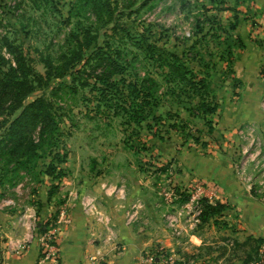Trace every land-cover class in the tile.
<instances>
[{
	"label": "rangeland",
	"instance_id": "rangeland-1",
	"mask_svg": "<svg viewBox=\"0 0 264 264\" xmlns=\"http://www.w3.org/2000/svg\"><path fill=\"white\" fill-rule=\"evenodd\" d=\"M109 1L116 11L115 21L106 24V18L96 19L92 8L85 6L80 0H0V54L6 58L5 63L12 60V55L4 46L8 39L22 46L36 70L43 73L42 53L59 57L61 51L66 49L73 39L71 31H81L93 25L101 29L100 45L106 47L108 43L112 48L106 49L112 55H117L116 51L121 49L122 56L134 61L141 73L146 68L142 56L135 58V55L142 54V51L136 48L134 41L143 33V39H147L148 43H156L180 54L186 53V57L191 59V65L198 69L195 59L198 54L195 53L205 54L214 49L220 50V47H214L215 37L212 36L215 32L221 33L218 23L226 25L234 22L233 16L237 15V11L241 12L237 17L254 18V12L250 10L253 0H242V3L240 0ZM226 7H234V10H223ZM200 26L203 27L202 30H199ZM93 35L96 36V33ZM201 38V43L191 49L196 40ZM214 59L218 61L219 56L216 55ZM0 63L3 64L4 61L0 60ZM82 68L83 61L72 71L76 72ZM228 69L230 66L220 63L217 70L219 76L213 82V89L230 87V76L222 74ZM231 70L233 71V65ZM73 77L69 74L65 79L70 84L77 83L76 80L73 81ZM57 81L55 80V83ZM226 92L225 98L229 96ZM41 94L50 97V88L44 93L38 90L35 95ZM34 97L30 96L29 100ZM166 99L171 98L167 96ZM54 100L58 113L61 114L62 133L59 136V148L67 157L63 163L67 175L58 184V180L46 177L37 169L28 172L20 170L19 177L15 178L18 184L11 186L8 177H4L2 173L6 166L3 167V162L0 161V244L5 228L2 217L5 210L16 207L25 211L34 208L38 215L37 220L40 221L39 229L41 227L42 230L53 222L59 212L58 206L64 202L66 193L69 192L61 189L63 179L69 177L75 180L76 186L81 189L85 183L99 176L96 172H101L102 178L107 182L116 179L117 183L140 186L149 181L154 187L148 194L150 201L164 197V193L170 191L171 186L175 187L176 194L180 191V200L188 199L189 194L183 192L187 185L174 180V177L178 176L179 168L176 148L172 150L170 145L175 147L173 144H176L177 147L182 140L187 147H206L202 142L210 138L207 127L202 122L198 126L190 125L191 133L198 136L202 142H194L192 139L184 141L174 131L170 132L168 140H160L153 132H147L132 150L127 137H132L133 127L124 125L119 117L103 107L98 108L88 89L79 88L78 93H72L65 88L58 92ZM167 103L171 105L170 101ZM161 129L160 133L167 135L166 128ZM213 135L218 140L219 137ZM133 139L137 140L135 134ZM49 161L51 156L44 155V158H40L38 166L43 167ZM134 172H137L138 176H135ZM53 183L58 184V188L52 195L50 190ZM207 194L209 199L210 193ZM47 207L51 210H47Z\"/></svg>",
	"mask_w": 264,
	"mask_h": 264
},
{
	"label": "crops",
	"instance_id": "crops-1",
	"mask_svg": "<svg viewBox=\"0 0 264 264\" xmlns=\"http://www.w3.org/2000/svg\"><path fill=\"white\" fill-rule=\"evenodd\" d=\"M250 6L254 18L238 17L235 29L244 47L237 50L232 64L230 79L237 86L228 88L229 96L215 122L218 140L214 136L206 147L198 148L187 147L182 140L177 147L170 145V149L176 148L179 168L174 180L186 187L198 180L217 183L222 192L213 195L208 191L213 198L207 200L227 207L220 215L198 223L193 221L187 200L171 202V207L182 209V235L176 236L163 218L170 208L164 197L148 200L154 189L149 181L140 186L117 183L116 179L107 182L96 172L99 176L79 189L75 180L65 178L61 189L69 192L56 217L61 239L59 264H82L96 251L106 255V264H148L145 254L158 247L177 264H247L253 260L264 242V201L249 193L235 172L244 147L249 146L244 140L248 128L254 127L256 138L264 142V0H253ZM87 198L95 210H86ZM135 199L143 203V210L136 222L126 224V209ZM37 216L34 208L24 211L15 207L2 213L5 228L0 264H51L39 263L42 231ZM231 241L234 247H230Z\"/></svg>",
	"mask_w": 264,
	"mask_h": 264
},
{
	"label": "trees",
	"instance_id": "trees-1",
	"mask_svg": "<svg viewBox=\"0 0 264 264\" xmlns=\"http://www.w3.org/2000/svg\"><path fill=\"white\" fill-rule=\"evenodd\" d=\"M80 1L92 8L96 19L106 18V24L115 21L116 11L109 0ZM239 2L242 3V0ZM231 9L234 10V7L223 10ZM233 17L234 22L226 25L218 23L220 34H212L215 37L214 47H220L219 51L214 49L205 54L195 53L198 54L195 58L198 69L191 65V59L186 57V53L180 54L156 43H148L147 39H143V33L134 41L136 48L142 51L135 58L142 56L146 68L141 73L134 61L122 56L121 49L116 51L117 55H112L106 49L112 48L108 43L106 47L100 45L101 29L90 25L81 31L70 32L73 39L59 57L42 53V73L36 70L22 46L6 38L4 46L12 55V60L5 63L6 58L0 54V60L4 61V65L0 63V161L3 167H8L3 169V176L8 177L10 185L14 186L18 184L15 178L19 177L20 170L28 172L37 169L46 177L58 180V184L67 175L63 166L67 157L59 148L61 114L54 100L58 92L65 88L72 93H78L79 88L88 89L98 108L103 107L119 117L124 125L132 126V137H127L132 150L147 132H153L160 140H168L170 132L174 131L184 141L192 139L194 142H202L191 133L190 127L198 126L200 122L207 127L208 138L213 139L215 122L224 106V94L230 89H213V82L219 76L218 66L220 63L230 66L222 74L232 78L231 65L236 58L237 48L244 47L242 39L235 33L238 17L236 14ZM202 29L200 26L199 30ZM201 40L197 39L191 49H195ZM216 55L219 56L218 61L214 59ZM82 61L83 68L72 71ZM69 74L74 76L73 81L77 83H68L65 78ZM230 78L228 83L233 90L237 83ZM55 80L58 81L55 83ZM49 88L50 97L45 94L35 95L36 91L44 93ZM33 95L35 97L30 101ZM167 96L171 99H166ZM162 127L166 128L167 135L160 133ZM134 134L136 141L133 139ZM207 143L208 140L203 141L202 145L206 146ZM47 154L51 156V161L39 167L40 158ZM58 184L51 186L50 194L55 193ZM202 203V222L216 214L220 215L227 207L220 202L211 204L205 198Z\"/></svg>",
	"mask_w": 264,
	"mask_h": 264
},
{
	"label": "built area",
	"instance_id": "built-area-1",
	"mask_svg": "<svg viewBox=\"0 0 264 264\" xmlns=\"http://www.w3.org/2000/svg\"><path fill=\"white\" fill-rule=\"evenodd\" d=\"M262 106L264 108V99ZM248 130L249 132L244 134V140L248 142L249 146L244 147L242 156L235 165V172L245 189L264 201V142L260 138H256L254 127L248 128ZM221 189L217 183L212 181L198 180L183 190V192L189 194L186 206L191 208V212L194 215L193 221L201 222L202 199H208L207 192L211 190L213 191V195H215L222 192ZM175 191V187L171 186L170 191L164 193V200L167 205H170L171 202L173 204L175 200H180V191L177 194ZM212 198V196H209V199L212 200ZM84 204L87 211L95 210L94 203L88 198L84 199ZM142 210L143 203L140 200L131 201L125 213L126 224L136 222ZM181 217L182 209L176 206L171 207V205L163 214L166 226L176 236L182 235ZM60 240V233L56 226V220H54L41 232V256L39 263L59 264ZM230 244L234 246V241H231ZM106 261V255L100 251H96L95 253L88 254L82 264H106ZM145 261L148 264H177V260L168 255L163 247L148 251L145 254ZM247 264H264V242L259 245L253 260Z\"/></svg>",
	"mask_w": 264,
	"mask_h": 264
}]
</instances>
